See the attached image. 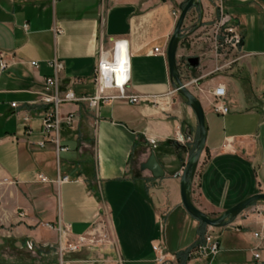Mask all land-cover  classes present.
Returning <instances> with one entry per match:
<instances>
[{"label": "crops", "instance_id": "1", "mask_svg": "<svg viewBox=\"0 0 264 264\" xmlns=\"http://www.w3.org/2000/svg\"><path fill=\"white\" fill-rule=\"evenodd\" d=\"M185 1L0 0V54L7 62L0 70V264H155L156 242L173 256L171 264H207L186 255L206 231L218 236L220 251L243 250L246 264H264V245L253 237L254 231L264 233V222L251 212L264 203L247 207L228 224L238 234L231 242L221 240L225 228L199 222L181 203L179 176L197 122L169 81L165 51L175 23L171 11ZM200 10L201 22H227L242 38L237 50L217 56L211 34L201 33L198 42L210 49L190 66L194 75L188 81H197L187 88L201 103L206 142L189 195L195 207L215 217L264 193V0H222L220 9L217 0H201ZM108 37L124 42V91L140 100L114 98L96 107L62 103L59 116H74L71 124L61 122L57 136L65 149L57 150L43 133L45 106L37 94L52 74L50 62L61 63L62 91L90 96L97 47L102 39L110 53ZM217 84L225 88V114L212 110L210 90ZM176 133L189 136L187 146L175 142ZM150 151L161 177L139 169ZM57 223L68 226L69 240L105 230L109 243L58 254ZM246 240L244 248L235 245ZM232 259L243 261L239 255Z\"/></svg>", "mask_w": 264, "mask_h": 264}, {"label": "built area", "instance_id": "2", "mask_svg": "<svg viewBox=\"0 0 264 264\" xmlns=\"http://www.w3.org/2000/svg\"><path fill=\"white\" fill-rule=\"evenodd\" d=\"M222 0H217V7L220 9ZM172 16L176 19L179 14V9H173L171 11ZM216 32L219 30L220 33H210L211 42L216 55L224 56L227 52L231 50H237L241 44V34L233 25H224V22L217 20L215 22ZM107 40L111 43L110 53L104 47L102 39L99 41L97 47V61L94 71V93L90 96L77 97L71 90L62 91L59 87V76L58 72L61 69V63L57 59H53L50 62L52 67V74L45 77L44 89L39 91L38 103L45 106V110L41 117V124L43 133L47 135L48 139L53 142L57 150H63L58 142V129L62 121L66 124H71L73 119V113L69 112L65 117L59 116V107L65 102H77L86 101L89 106L96 107L100 102L111 100L114 98H124L130 103H137L140 98L138 95H128L124 91V85L128 80L129 66L128 59H125L123 63L122 70V80L116 81L115 71L117 68V56L120 50H123L126 56V48L124 42L121 40H114L112 37H108ZM153 51L157 52L158 47H154ZM31 65H35V61L30 62ZM7 67V62L3 59L2 54H0V70ZM197 79H191L185 85L190 83H196ZM109 89L116 90V93L107 94L106 91ZM176 91V90H175ZM212 95V110L218 114H225L228 111L227 106L223 103V98L225 96V88L221 84H217L211 90ZM11 106H15L12 102ZM175 142L184 144L185 142H190V138L187 135L181 133H176ZM40 146L44 144L43 141L38 143ZM39 179H43V175L38 174ZM62 180H67L64 176ZM253 214L260 217L264 222V206H255L251 210ZM56 230L59 232L60 239L57 242V247L59 253L62 252H74L79 250L86 242L90 241L92 238L85 236H78L75 240L68 242L67 232L69 231L68 226L56 224ZM89 236V235H88ZM253 237L259 239L264 245V233L254 231ZM28 248L32 247V244L26 243ZM151 250L154 252V263L155 264H171L173 256L169 255L160 242L153 243L151 245ZM218 251V236L206 231L202 234L201 238L193 244L186 252L187 257H194L198 260H205L207 264H211L216 253ZM253 257L260 258L259 249L255 248L252 251Z\"/></svg>", "mask_w": 264, "mask_h": 264}, {"label": "water", "instance_id": "3", "mask_svg": "<svg viewBox=\"0 0 264 264\" xmlns=\"http://www.w3.org/2000/svg\"><path fill=\"white\" fill-rule=\"evenodd\" d=\"M198 6H201V0H186L179 8V14L175 19L173 30L167 42L165 53L169 81L174 89L184 97V99L192 109L197 122V139L195 141L194 149L185 161L179 176V194L181 203L186 212L199 222L210 227L220 228L231 223L234 218L247 207L253 205L258 201L264 202V193H254L235 203L234 205L223 211L219 216L214 218L209 217L206 213L195 207V205L191 202L189 195V183L191 182L195 167L205 147L206 126L204 112L200 101L193 95V93L187 88L185 83H183L180 79V75L177 70L176 51L178 42L181 38L180 30L182 28L185 15L191 7ZM186 61L190 66L193 67L198 64V57H188ZM139 169L149 170L154 177H161L163 175V169L157 161L153 151H150L146 160L140 163Z\"/></svg>", "mask_w": 264, "mask_h": 264}, {"label": "rangeland", "instance_id": "4", "mask_svg": "<svg viewBox=\"0 0 264 264\" xmlns=\"http://www.w3.org/2000/svg\"><path fill=\"white\" fill-rule=\"evenodd\" d=\"M183 5V4H182ZM181 5V6H182ZM201 16H202V11L200 10V6L198 7H191L188 12L185 15L183 24H182V28L180 30V35L181 38L178 42V46H177V51H176V62H177V70L179 72L180 75V79L183 83H186L189 78L191 76H193V70L192 67H190V65L187 63V58L188 57H193V56H198L199 58H203L206 55V51L208 49H210V45L209 43H204L201 44L198 37L201 36V33H220V31L218 30L216 32L215 29V20L210 22V23H204L201 22ZM224 25H230L227 22H224ZM185 33H198L195 34L194 37L197 38L198 40H195L194 37L190 38L189 35L185 34ZM188 88H190L188 85H186ZM184 99V98H183ZM197 139V136H196ZM195 139V141H196ZM187 143L189 142H185L184 145H188ZM194 145L195 142L193 143V145L191 147H187L188 149L186 151H188L189 155L192 152V150L194 149ZM185 151V150H184ZM182 151V152H184ZM146 153V152H145ZM136 155L137 153L134 152L133 156H132V161L134 162V164H136ZM184 166V164H183ZM135 167V166H134ZM183 168V167H182ZM259 203H264L263 201H258ZM219 216V215H218ZM217 217V216H215ZM214 218V217H212ZM230 225V224H229ZM229 225L224 226L223 228H225L224 231H222V236H221V240H229L230 242L233 241H237L235 240V238L233 239L232 235L237 236L231 228H229ZM87 237H91L92 239L89 242H86V245H90V246H94L96 248L98 247H102L106 244H108V237H107V232L105 230H102V232H100L99 234H94V235H87ZM73 240H68V242H71ZM239 241V240H238ZM241 242V243H240ZM239 243L235 244L237 246H239V248H244L246 245H249V241L246 240V242H242L240 241ZM5 246H0V251L4 250ZM221 247L218 248L219 252L218 255L215 256L214 260L215 262H213V264H237L235 261H233L232 257L234 255H239L241 257V264H246L244 259L245 257H247V252L245 251H239V252H235L233 254L228 253V252H224V251H220ZM55 251L58 252L59 254V249L56 246V249H54ZM69 253V252H68Z\"/></svg>", "mask_w": 264, "mask_h": 264}, {"label": "bare ground", "instance_id": "5", "mask_svg": "<svg viewBox=\"0 0 264 264\" xmlns=\"http://www.w3.org/2000/svg\"><path fill=\"white\" fill-rule=\"evenodd\" d=\"M126 56L123 50H120L118 52V56H117V68L115 71V76H116V81L120 83V81L122 80V70H123V63L125 62Z\"/></svg>", "mask_w": 264, "mask_h": 264}, {"label": "trees", "instance_id": "6", "mask_svg": "<svg viewBox=\"0 0 264 264\" xmlns=\"http://www.w3.org/2000/svg\"><path fill=\"white\" fill-rule=\"evenodd\" d=\"M178 146H180V145H178Z\"/></svg>", "mask_w": 264, "mask_h": 264}]
</instances>
